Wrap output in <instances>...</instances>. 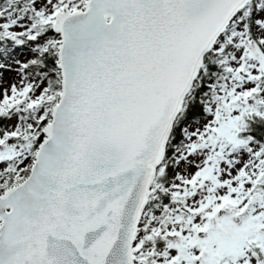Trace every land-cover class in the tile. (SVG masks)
I'll use <instances>...</instances> for the list:
<instances>
[{
	"label": "snow or ice",
	"instance_id": "obj_1",
	"mask_svg": "<svg viewBox=\"0 0 264 264\" xmlns=\"http://www.w3.org/2000/svg\"><path fill=\"white\" fill-rule=\"evenodd\" d=\"M0 264H264V0H0Z\"/></svg>",
	"mask_w": 264,
	"mask_h": 264
}]
</instances>
